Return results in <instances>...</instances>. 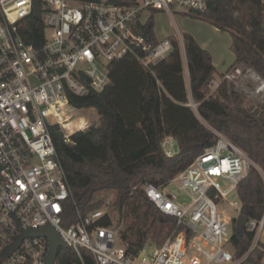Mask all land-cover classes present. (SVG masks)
Returning <instances> with one entry per match:
<instances>
[{"label":"built area","instance_id":"built-area-1","mask_svg":"<svg viewBox=\"0 0 264 264\" xmlns=\"http://www.w3.org/2000/svg\"><path fill=\"white\" fill-rule=\"evenodd\" d=\"M36 7L44 23L39 45L25 39ZM206 8L207 0H0V264H46V236L26 235L9 255L5 252L24 230L47 225L66 244L53 264H241L247 259L260 241L264 215L246 223L255 236L249 252L237 258L230 220L218 202L235 195L230 203L240 212L238 186L252 168H262L225 134L214 130L217 141L168 182L188 192L190 204L164 191L165 185L142 186L177 225L164 244L149 249L146 243L137 252L128 250L120 226L104 223L112 220L108 204L76 221L69 217L70 183L53 138L57 127L64 142L74 144L73 135L90 126L73 124L77 107L71 97L106 89L114 62L134 55L152 68L171 52L170 37L152 44L139 32L143 14L167 12L174 19L175 13ZM241 76L240 66L228 69L210 87L237 83ZM189 105L197 109L192 97ZM161 147L168 157L181 150L171 134Z\"/></svg>","mask_w":264,"mask_h":264},{"label":"trees","instance_id":"trees-1","mask_svg":"<svg viewBox=\"0 0 264 264\" xmlns=\"http://www.w3.org/2000/svg\"><path fill=\"white\" fill-rule=\"evenodd\" d=\"M188 14L231 33L235 61L229 69L245 64L264 78V1L207 0L204 11ZM27 27L26 41L39 45L40 32L44 33L39 7ZM139 32L149 43L158 42L153 16L140 25ZM183 38L190 93L198 114L189 106L180 41L171 35L173 49L152 68H145L134 55H127L111 65V83L106 89L71 97L75 107L96 108L99 124L77 131L74 144L64 142L57 127L53 133L72 193L67 214L76 221L104 203L98 191H111L115 197L110 204L114 215L104 223L116 220L117 226L124 224L121 237L131 252L144 247L157 223H171L167 236L175 231L176 218L158 209L142 186L147 182L168 184L217 141L216 134L200 117L243 148L264 171V111L251 114L243 107V96L228 87L227 81L217 89L218 95L209 93L217 71L213 56L192 34L184 33ZM167 134L177 138L181 146L172 157L166 156L161 147ZM238 197L240 214L249 219L264 215V176L260 170L251 169L238 186ZM254 236L246 226L242 233L234 229L230 240L237 258L249 252ZM246 261L264 264L263 242L249 252Z\"/></svg>","mask_w":264,"mask_h":264},{"label":"rangeland","instance_id":"rangeland-1","mask_svg":"<svg viewBox=\"0 0 264 264\" xmlns=\"http://www.w3.org/2000/svg\"><path fill=\"white\" fill-rule=\"evenodd\" d=\"M151 16H153L154 19L155 34L159 39H162L165 36L174 33L178 37L181 36V32L183 34L190 33L197 39L200 45L205 44L206 46L212 48L214 52L210 51L207 48L205 49L210 51L213 56V59L215 55L216 61L219 63V66H216L217 71L214 75V79H220L222 74H224L234 63L235 55L231 50L232 35L229 31L221 30L213 24L205 20L198 19L185 11L175 13V20L180 31H178V28L175 25L173 18L167 12H147L143 14L142 23H147L149 17ZM182 57L186 86L191 97L190 73L183 50ZM240 67L242 69V76L238 79L237 83L227 81L228 87L235 89L236 91H238V93L243 96V107L245 109H247L251 114L260 115L264 111V90L261 92L258 90L259 87L257 86H259V82L254 78V74L257 72L253 68L247 67L245 64H241ZM257 75L259 74L257 73ZM262 79L264 80V78ZM208 91L209 93L218 95V90H212L211 87H209ZM190 107L198 114V109L192 106ZM72 115L73 124L76 127H79L81 125H96L100 123V115L97 109L94 107H77L72 111ZM200 119L211 131H218L213 126H211L206 120L201 117ZM261 172L264 176V171L261 170ZM163 190H169L172 194H175L177 200L181 203L190 204V202L192 201V198L188 194V192L181 190L176 183H168L163 187ZM97 194L99 195V197L105 199L104 203L101 205L100 208H106L105 205L108 204L107 206L110 210V213L114 215L111 210L112 207H110V204H113V201L115 199L114 194L109 190H101L98 191ZM234 198L235 195H231L229 201L218 202V210H220L221 213H223V215L230 220L229 231L231 235L234 229L237 227V217L240 214L239 209L230 203L231 200H233ZM113 224L116 226L118 225L116 220L113 222ZM65 225L67 226L69 224L65 223ZM119 226L124 229V224ZM170 229L171 223H157L156 227L148 238L147 248L152 249L164 244L174 233L173 231L171 235L167 236V233L170 231ZM260 239H262V241L264 242V230L260 235ZM229 247L230 249H232V246ZM243 262L244 264H251L249 261L246 260Z\"/></svg>","mask_w":264,"mask_h":264},{"label":"water","instance_id":"water-1","mask_svg":"<svg viewBox=\"0 0 264 264\" xmlns=\"http://www.w3.org/2000/svg\"><path fill=\"white\" fill-rule=\"evenodd\" d=\"M238 224L236 230L238 233H242L246 223L249 221V217L239 214L237 217ZM29 235L32 237L36 236H46L49 239L50 243V252L46 260V264H53L57 256V252L60 246L66 245L63 239L61 238L59 232L55 230L52 226L47 225L39 229L24 230V234L16 239V241L6 249L5 254L9 255L16 247H18L24 236Z\"/></svg>","mask_w":264,"mask_h":264},{"label":"crops","instance_id":"crops-1","mask_svg":"<svg viewBox=\"0 0 264 264\" xmlns=\"http://www.w3.org/2000/svg\"><path fill=\"white\" fill-rule=\"evenodd\" d=\"M173 20H174L175 25H176L177 28H178V25H177V22H176V20H175V17H174ZM178 31H180L179 28H178ZM171 35H175V36H177V35L174 33V34H170V35L165 36V37H170ZM156 36H157V35H156ZM165 37H164V38H165ZM177 37H178V36H177ZM157 38H158V37H157ZM158 39H159V38H158ZM178 39H179V41H180L181 51H182V50L184 51V55H185V58H186V54H185V45H184V38H183V33H182V32H181V36H179ZM201 46L204 47V48L209 49V50L212 51V52H214V50H213L212 48H210L209 46H206L205 44H204V45L201 44ZM182 58H183V57H182ZM186 61H187V58H186ZM213 61H214L215 66H219V63L216 61L215 55H214V59H213ZM183 67H184V66H183ZM260 241L263 242L262 239H260ZM263 243H264V242H263Z\"/></svg>","mask_w":264,"mask_h":264},{"label":"bare ground","instance_id":"bare-ground-1","mask_svg":"<svg viewBox=\"0 0 264 264\" xmlns=\"http://www.w3.org/2000/svg\"><path fill=\"white\" fill-rule=\"evenodd\" d=\"M253 72V71H252ZM254 73V72H253ZM254 78L256 79V80H258V82H259V86H257V87H259L258 88V90L261 92V91H263L264 90V80L259 76V75H257V73H255L254 74Z\"/></svg>","mask_w":264,"mask_h":264}]
</instances>
